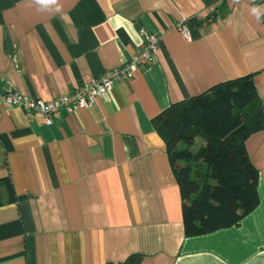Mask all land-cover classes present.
I'll return each instance as SVG.
<instances>
[{"label": "crops", "instance_id": "crops-1", "mask_svg": "<svg viewBox=\"0 0 264 264\" xmlns=\"http://www.w3.org/2000/svg\"><path fill=\"white\" fill-rule=\"evenodd\" d=\"M144 33L159 37L152 60L90 109L46 125L0 105V264H264V129L246 142L259 206L188 237L153 123L248 75L264 109V0H0V93L70 94L129 62Z\"/></svg>", "mask_w": 264, "mask_h": 264}, {"label": "trees", "instance_id": "trees-1", "mask_svg": "<svg viewBox=\"0 0 264 264\" xmlns=\"http://www.w3.org/2000/svg\"><path fill=\"white\" fill-rule=\"evenodd\" d=\"M153 123L180 188L186 236L238 226L259 206L246 142L264 129V109L252 75L172 104ZM9 194L14 200L10 184Z\"/></svg>", "mask_w": 264, "mask_h": 264}, {"label": "built area", "instance_id": "built-area-1", "mask_svg": "<svg viewBox=\"0 0 264 264\" xmlns=\"http://www.w3.org/2000/svg\"><path fill=\"white\" fill-rule=\"evenodd\" d=\"M179 30L190 40L189 29L181 24ZM144 44L141 50L132 59L112 70L107 71L99 78L77 87L74 92L59 96L51 101L30 98L15 90L0 93V105L6 104L23 109L30 117L39 114L46 125H53L59 120L63 112L76 114L82 109L93 107L98 98L111 93L115 85L123 80L133 78L134 71L147 65L158 50L159 37L154 34L144 33Z\"/></svg>", "mask_w": 264, "mask_h": 264}, {"label": "clouds", "instance_id": "clouds-1", "mask_svg": "<svg viewBox=\"0 0 264 264\" xmlns=\"http://www.w3.org/2000/svg\"><path fill=\"white\" fill-rule=\"evenodd\" d=\"M36 2L38 4H49V3H55V0H36ZM253 13L257 15V18H259V14H260V9L259 8H254Z\"/></svg>", "mask_w": 264, "mask_h": 264}]
</instances>
